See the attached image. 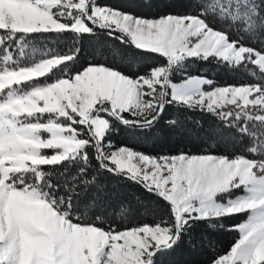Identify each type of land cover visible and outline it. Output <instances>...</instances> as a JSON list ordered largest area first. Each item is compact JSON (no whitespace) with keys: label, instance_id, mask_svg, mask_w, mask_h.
<instances>
[{"label":"snow or ice","instance_id":"1","mask_svg":"<svg viewBox=\"0 0 264 264\" xmlns=\"http://www.w3.org/2000/svg\"><path fill=\"white\" fill-rule=\"evenodd\" d=\"M101 34L159 60L80 63L82 37ZM53 35L71 39L37 59L34 44ZM190 59L251 79L217 86L190 75ZM168 108L213 117L208 131L242 151L157 156L110 139L117 123L151 133ZM165 123L184 130L177 116ZM104 173L138 184L163 211L110 222L109 209L131 210L105 203ZM201 223L238 232L210 264H264V0H193L153 18L107 0H0V264H165L195 249Z\"/></svg>","mask_w":264,"mask_h":264},{"label":"trees","instance_id":"2","mask_svg":"<svg viewBox=\"0 0 264 264\" xmlns=\"http://www.w3.org/2000/svg\"><path fill=\"white\" fill-rule=\"evenodd\" d=\"M193 0H107V3L134 15L144 17H156L165 12L183 13L190 10ZM217 27H227L228 18H217ZM71 38L57 40L53 35L47 40H41L34 44L38 49V56L49 52L52 49L63 51ZM97 38L85 35L80 44V63H108L122 64L125 68L130 64L132 70L141 65H146L159 60L158 56H150L135 49L134 46H126L119 39L110 38L101 34ZM117 50L120 55L113 56V50ZM31 52V49H29ZM162 62V61H161ZM189 74H201L213 79L217 86L227 84H239L247 82L251 78L239 70H232L227 65L214 60L202 62L195 59L188 61ZM179 76H175L177 80ZM42 79V78H41ZM177 116L183 121L184 130L172 131L165 121ZM201 122L203 128L200 129L194 122ZM216 124L211 116H205L195 112H177L174 108H168L156 128L149 134L137 133L125 128L120 124H115L118 131L112 132L110 139L113 144L132 146L135 150L151 155H175L186 154H225L227 152H241L242 146L238 141H234L230 136H216L208 130L210 126ZM50 154V153H49ZM101 184L104 191L101 197H108L107 204L117 206L124 204L130 206V213H121L116 207V214L108 210L110 222L117 224H136L139 222H150L154 214H160L164 206L138 184L131 181L116 179L104 173L101 177ZM245 215H238L223 220L225 226L234 225L245 219ZM195 249L187 247L178 249L169 257L165 264H208L210 260L224 253L238 237L236 231H226L219 224L208 227L207 224H199L195 233Z\"/></svg>","mask_w":264,"mask_h":264},{"label":"rangeland","instance_id":"3","mask_svg":"<svg viewBox=\"0 0 264 264\" xmlns=\"http://www.w3.org/2000/svg\"><path fill=\"white\" fill-rule=\"evenodd\" d=\"M137 16H139V15H137ZM141 17H144V16H141ZM146 18H153V17H146ZM190 75H192V74H190ZM206 78H207V77H206ZM179 79H180V77H179L177 80H179ZM117 146H122V145H117ZM160 155H163V154H160ZM157 156H159V155H157ZM245 219H246V217H245ZM245 219H243V220H245ZM243 220H242V221H243ZM242 221H239V222H237L236 224H238V223H240V222H242ZM237 238H238V237H237ZM237 238H236V239H237ZM234 242H235V241H234ZM234 242H233V243H234ZM233 243H232V244H233ZM232 244H231V245H232ZM230 247H231V246H230ZM230 247H229L224 253H222V254H225V253L230 249ZM222 254H220V255H222ZM217 257H218V256H217ZM208 264H210V263H208Z\"/></svg>","mask_w":264,"mask_h":264}]
</instances>
